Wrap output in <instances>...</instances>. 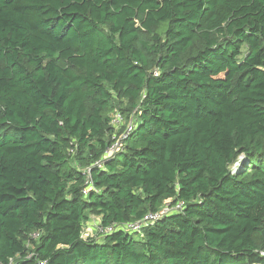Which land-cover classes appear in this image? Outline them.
I'll return each instance as SVG.
<instances>
[{
  "label": "trees",
  "instance_id": "1",
  "mask_svg": "<svg viewBox=\"0 0 264 264\" xmlns=\"http://www.w3.org/2000/svg\"><path fill=\"white\" fill-rule=\"evenodd\" d=\"M117 112L134 131L98 167ZM167 202L183 210L143 236H84L92 214L109 227ZM263 251L264 0H0V264Z\"/></svg>",
  "mask_w": 264,
  "mask_h": 264
},
{
  "label": "built area",
  "instance_id": "2",
  "mask_svg": "<svg viewBox=\"0 0 264 264\" xmlns=\"http://www.w3.org/2000/svg\"><path fill=\"white\" fill-rule=\"evenodd\" d=\"M112 126L115 129H120L121 127H124L123 134L116 140V142L107 149L105 156L102 160L96 163V166L102 167L103 162L105 159H109L113 155H115L122 147V142L126 140L130 134L134 131L135 122L132 117V119L127 123L124 119V116L122 113L117 112L112 119ZM90 172V171H88ZM88 186H93L92 180L89 178L87 181ZM88 191H85L84 193L87 194ZM183 210V204L178 203L176 205H172L171 203L167 202L161 210L158 212H152L148 213L146 216H144L141 220H138L136 222L131 223H124L121 225H112L109 227H102L101 223L97 225V233L95 232L96 236L97 234H111L116 230H122L129 233L137 234L140 236H143L145 229L148 227L154 225L158 221H161L162 219L168 217L172 213L175 212H181ZM39 235H35V238H37ZM261 256L264 258V251L261 253Z\"/></svg>",
  "mask_w": 264,
  "mask_h": 264
},
{
  "label": "rangeland",
  "instance_id": "3",
  "mask_svg": "<svg viewBox=\"0 0 264 264\" xmlns=\"http://www.w3.org/2000/svg\"><path fill=\"white\" fill-rule=\"evenodd\" d=\"M128 105V104H127ZM121 130H124V127H121L120 128ZM120 129H118V130H120ZM99 217L98 216H96V215H94V214H92L91 215V220H90V222H91V224L93 225L94 224V227H95V232L97 231V225L100 223H97V219H98ZM89 228V226H86V230H85V233H87V229ZM97 233V232H96ZM87 237V236H86ZM100 237V235H97V238H99Z\"/></svg>",
  "mask_w": 264,
  "mask_h": 264
},
{
  "label": "crops",
  "instance_id": "4",
  "mask_svg": "<svg viewBox=\"0 0 264 264\" xmlns=\"http://www.w3.org/2000/svg\"><path fill=\"white\" fill-rule=\"evenodd\" d=\"M97 223L100 222V217L97 219ZM87 226H89V228L87 229V233H85V237H93L95 235V227L94 224L92 225L91 222L89 221V223L87 224Z\"/></svg>",
  "mask_w": 264,
  "mask_h": 264
}]
</instances>
